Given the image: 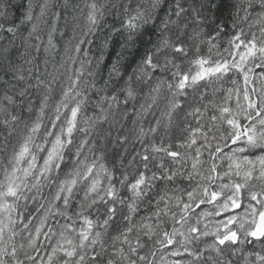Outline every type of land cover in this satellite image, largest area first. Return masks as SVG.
Wrapping results in <instances>:
<instances>
[{
  "label": "snow or ice",
  "instance_id": "obj_1",
  "mask_svg": "<svg viewBox=\"0 0 264 264\" xmlns=\"http://www.w3.org/2000/svg\"><path fill=\"white\" fill-rule=\"evenodd\" d=\"M0 264H264V0H0Z\"/></svg>",
  "mask_w": 264,
  "mask_h": 264
},
{
  "label": "trees",
  "instance_id": "obj_2",
  "mask_svg": "<svg viewBox=\"0 0 264 264\" xmlns=\"http://www.w3.org/2000/svg\"><path fill=\"white\" fill-rule=\"evenodd\" d=\"M60 2L62 3L63 0H60ZM70 3L71 4H79L81 6V8H83L84 7L85 0H70ZM57 10H59V9H57ZM58 59H59V57H56L55 58V60H58ZM49 71H53V68H52V65L51 64L49 65Z\"/></svg>",
  "mask_w": 264,
  "mask_h": 264
}]
</instances>
